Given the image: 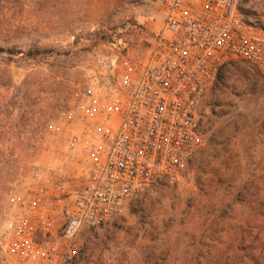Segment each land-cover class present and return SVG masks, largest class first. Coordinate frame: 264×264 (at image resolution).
<instances>
[{
  "label": "rangeland",
  "instance_id": "obj_1",
  "mask_svg": "<svg viewBox=\"0 0 264 264\" xmlns=\"http://www.w3.org/2000/svg\"><path fill=\"white\" fill-rule=\"evenodd\" d=\"M155 0H0V256L15 194L37 170L67 179L59 113L143 60ZM264 29V0H239ZM183 186L159 183L79 235L75 264H264V73L222 66L200 108Z\"/></svg>",
  "mask_w": 264,
  "mask_h": 264
},
{
  "label": "built area",
  "instance_id": "obj_2",
  "mask_svg": "<svg viewBox=\"0 0 264 264\" xmlns=\"http://www.w3.org/2000/svg\"><path fill=\"white\" fill-rule=\"evenodd\" d=\"M239 0H155L147 56L62 110L69 178L37 170L15 194L0 264H75L79 235L122 215L159 183L183 186L203 144L200 108L222 66L239 59L264 73V29Z\"/></svg>",
  "mask_w": 264,
  "mask_h": 264
}]
</instances>
